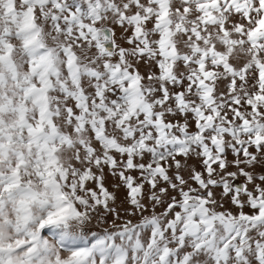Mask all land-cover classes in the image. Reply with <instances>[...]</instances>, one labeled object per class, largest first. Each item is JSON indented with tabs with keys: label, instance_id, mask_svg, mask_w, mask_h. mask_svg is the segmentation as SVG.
Masks as SVG:
<instances>
[{
	"label": "snow or ice",
	"instance_id": "1",
	"mask_svg": "<svg viewBox=\"0 0 264 264\" xmlns=\"http://www.w3.org/2000/svg\"><path fill=\"white\" fill-rule=\"evenodd\" d=\"M0 264H264V0H0Z\"/></svg>",
	"mask_w": 264,
	"mask_h": 264
}]
</instances>
